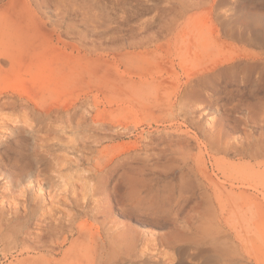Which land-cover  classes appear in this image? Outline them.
Instances as JSON below:
<instances>
[{"label": "rangeland", "instance_id": "1", "mask_svg": "<svg viewBox=\"0 0 264 264\" xmlns=\"http://www.w3.org/2000/svg\"><path fill=\"white\" fill-rule=\"evenodd\" d=\"M41 1L23 0L26 33L87 34L97 49L54 39L47 55L27 52L13 66L1 63L0 264H264V156L239 152L264 141L263 111L250 109L261 103L242 84V98L225 96L235 84L221 88L210 120L238 150L212 153L206 113L198 125L175 116L170 93V84L215 58L264 52V43L243 48L237 36L235 44L233 26L229 40V15L249 4L264 11V0H215L217 18L206 7L186 11L173 34L160 28L165 0ZM201 101L207 104L206 94ZM182 159L188 164L181 168ZM153 163L162 175L154 180L142 170ZM208 183L214 202L202 196ZM126 227L137 230L128 243L119 237ZM92 234L105 242L85 240Z\"/></svg>", "mask_w": 264, "mask_h": 264}, {"label": "bare ground", "instance_id": "2", "mask_svg": "<svg viewBox=\"0 0 264 264\" xmlns=\"http://www.w3.org/2000/svg\"><path fill=\"white\" fill-rule=\"evenodd\" d=\"M0 1H2V0H0ZM42 2H43V0L40 2V4ZM165 3H166V5H165V7H163L164 9L162 11L165 12L167 17L165 18V21L163 22V24H161L160 28H162L163 30H165V31H167L168 33H171V34L175 33V31L178 29V27H179V25L177 24L178 19L186 11L193 10V12H194V9L205 8L206 7L205 10H207L206 13H208V16H209L208 18L214 19V18H217L219 16V14L217 12V7H216V4H215V0H165ZM42 4H41V6H43ZM46 4H48V3L46 2ZM3 5H4V8L2 10H0V69L2 68L1 63H3V64L4 63H6V64L8 63L9 66H13L14 62H17L18 60H20L21 57L23 56V54L27 53V52H29L33 57L34 56H38V55L42 56V55L49 54L51 51H53L55 49L54 44H53V40L54 39H56L58 41H61V42H65V41H67V39H70V38L77 39L78 40V45H74V46H76L80 50H84V52H85V50L90 49L91 47H96V44H95L97 42L96 39L95 38H90L87 34H78V35L77 34H68V35L62 37L60 34H55L56 32L55 33H52V32H48L47 33V32H42V31H39V30H35L31 34H28V33L25 32V28L23 27L24 16H25V12H26L25 9H24V6H23V0H5ZM44 5H45V3H44ZM249 5H251V4H249ZM249 5H247V9H246L245 13H241V14L238 15V17L242 16L244 21H239V23L237 24L238 25L237 27H238V29L245 28L246 30H251V31H258V30L261 31L262 33L259 34V35L262 36L263 43H264V11L263 10H254V9H251V8L249 9L248 8ZM203 10H199V12L203 11ZM230 10H232V8H229L228 12ZM195 18L193 17V20ZM70 25H71L70 22H68L67 26H70ZM211 28H212V26H211ZM215 30H217V29H215ZM214 34H213V36H214ZM199 35H200V33H199ZM215 35H218V34H215ZM196 36H195V38H196ZM173 41H175V40L173 39ZM221 41L223 42V39ZM181 43H182V41H181ZM200 43H202V42L200 41ZM96 49H97V47H96ZM263 53L264 52H251V53L247 52V53L236 54V55H233V56L232 55L231 56L230 55L229 56L225 55V57H223V58H220V57L219 58H215V59L207 62L206 63L207 65L204 66V68L202 67L203 71H201V72H193L188 77V79L185 80L184 82L176 84L175 87L172 86V84H170L171 87H172V90H173L170 93H172L174 95V98H173L174 101L172 102L171 106L176 110L175 116H177V117L180 116L183 120H186V119L187 120H191V122L193 124H197L198 125V123H196V122H199L198 119L201 118V115L206 113V116L205 117L203 116L204 117L203 124H206V126H208V130H207L208 134H207V137H206L207 146H208L207 148L212 153L221 152L222 150L226 151V150H228L230 148L238 150L237 145L232 143L230 141V138H227L226 140L222 141V134L218 132V128L219 127L217 129L215 128V123L217 122L216 119H215L216 122H214L213 120H210L213 117V113H214V108H213L214 105H212V104H213V102H215V100H217V98H219L218 97V94H219L218 92L221 90V88L226 89L227 86H230L231 84L232 85L235 84V85H237L235 87V89L234 90L233 89L232 90L228 89L225 92V96L230 95V94L232 95L233 92H234L236 95H238V97L242 98V97H244L245 93H243V90L241 89L242 86L240 87V85L242 84V85L246 86L245 88H247L246 89L247 92H249L251 95H253L255 97L254 100L257 99V101L259 103H261L259 108L257 106L252 105L251 103H250L251 108L249 106H247V107L250 108L252 112H255L257 110H262L263 111V115H264V54ZM203 54H204V52H203ZM189 56H191V55H189ZM84 59H86V58H84ZM193 62H195V60ZM191 64H193V63H191ZM189 68H193V67L189 66ZM182 69H183V67H182ZM196 69H198V67ZM60 71L65 76V74L68 75V74H70V72H72V67L69 65L68 67L66 66V67L62 68ZM189 71L191 72L192 70H189ZM80 73H82V74L85 73L86 74L87 73L86 68H82ZM82 76H84V75H82ZM158 83H160V81ZM235 85H233V86H235ZM168 88H170V86ZM144 94H146V92H144ZM155 94H156V92H155ZM172 94H170L169 96H171ZM203 94L207 95V104H205L206 103V101H205L204 102L205 105L201 104V102H202L201 100L203 98ZM138 95H140V93H138ZM160 95H161V93H160ZM161 96H163V95H161ZM156 97H157V95H156ZM143 99H145V98L143 97ZM248 100H250V99H248ZM248 102H250V101H248ZM153 110H155V109H153ZM66 112H70L69 108L66 109ZM95 117H97V116L95 115ZM192 119H195V120H192ZM23 123L24 124H22V126H25L27 124L26 122H23ZM101 124H102L101 121H95L94 122L95 126H101ZM126 126H127V124H126ZM228 132H231V131L228 130ZM184 133H187V131L184 132ZM126 134H128V133H126ZM2 137H3V135L0 136V141L2 140L1 139ZM223 139H225V138H223ZM159 144H161L160 141L156 143L157 146ZM151 148H152V146H151ZM239 152L242 155H244L245 157H251L253 159H257V158H259L261 156H264V141H257V142H255L253 144H250V145L248 144V145L242 147ZM148 155H150V154L146 155L147 159H148ZM151 155H152V153H151ZM182 163H183V165L181 166V168L184 165L188 164V160L187 159H182ZM142 170H143V172H146L148 174H152L153 175L152 180L162 177L161 174L155 172V164L154 163L153 164H143ZM174 177H175V175H174ZM201 178L202 177L200 176L199 177L200 181L204 182V180L201 179ZM210 179H212V178H210ZM241 181H244V180H241ZM213 182H215V181L213 180ZM211 183H208L207 185L204 186V189H205V191L203 192L204 195L202 193H200V194H202V196H205V198L207 200H211V202H214V200H213L214 199V193H213V191L211 190V187H210ZM218 184H220V183L218 182ZM104 191H106L105 187H100L98 189L97 194L102 195ZM223 194H225V193H223ZM246 194H247V192H246ZM190 195H192V196L195 195V192L191 191ZM241 198H243V197H241ZM227 199H225V200H227ZM258 199H259V197H258ZM186 200L187 199H185L182 202H185ZM182 202H177L174 205L177 208V210H178L177 213L179 211L181 212L180 206H181ZM228 202L230 203V201H228ZM102 204H103V200H101L100 202L98 201L97 207H100ZM262 204L261 205L264 206L263 202H262ZM197 206H198V203L195 202L191 206L190 209L194 210L195 208H197ZM103 210H107V209H103ZM98 211H100V210H98ZM108 213H109L108 211H104L103 214L107 215ZM256 213H257V211H256ZM188 214H189L188 212H185L183 218L181 217V219L183 220V222H186V223L189 224V218L190 217L188 216ZM179 221H181V220L180 219L179 220H175V223L177 224V227H176L177 230H181L183 228L182 223L179 222ZM108 223H111V222H108ZM85 228H87V230H89L88 227H85ZM107 228L110 229L111 231H113V229L111 227H107ZM82 229H84V228H82ZM133 231H134V229L129 228V227L121 228V232L119 234V237L121 238V241L126 240L125 243H128V237H131L130 240L132 241L133 237L131 236V233H133ZM85 232H87V231H85ZM78 233H80V231ZM97 234H99V233H97ZM133 234L137 235V230H135ZM79 236L82 237V234L79 235ZM85 240H88V241L93 242V243L94 242L98 243L100 241L102 244H103V242H105V240L103 239V237L101 235H96V234H92V235L88 236L87 239H85ZM80 262H81V260H80ZM179 264H183V263L180 262Z\"/></svg>", "mask_w": 264, "mask_h": 264}, {"label": "crops", "instance_id": "3", "mask_svg": "<svg viewBox=\"0 0 264 264\" xmlns=\"http://www.w3.org/2000/svg\"><path fill=\"white\" fill-rule=\"evenodd\" d=\"M239 21H244L242 16L238 17L237 14L235 13L233 16L232 15H229V40H232V26H233V39H234V43L237 44L236 42V38L238 36V38L241 40H245V42H240L239 45H241L243 48L246 47L247 43H253V44H257V45H260L261 42L260 39V35H252V36H249L247 34V30L245 28H241L240 29V32H239V29H238V23ZM236 27V28H235ZM238 29V31H237ZM237 32H238V35H237ZM241 51L245 52L246 49H241ZM255 52H260V50H254Z\"/></svg>", "mask_w": 264, "mask_h": 264}]
</instances>
